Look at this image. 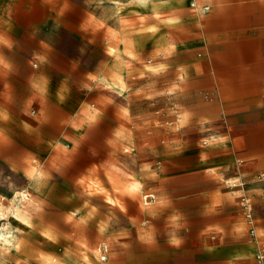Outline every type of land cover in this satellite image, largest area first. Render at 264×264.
Instances as JSON below:
<instances>
[{
    "label": "rangeland",
    "instance_id": "rangeland-1",
    "mask_svg": "<svg viewBox=\"0 0 264 264\" xmlns=\"http://www.w3.org/2000/svg\"><path fill=\"white\" fill-rule=\"evenodd\" d=\"M27 1L66 11L88 0ZM95 1L105 20L78 31L73 15L52 14L46 30L68 53L106 59V87L80 95L65 156L25 158L28 176L0 163V264L38 259L24 247L40 230L52 255L68 249V264H264V49L257 27L243 24L248 3L264 0H231L236 52L197 61L175 48L186 32L173 24L208 4ZM253 19L264 20L257 11ZM102 40L105 52L91 56ZM36 174L43 188L31 189Z\"/></svg>",
    "mask_w": 264,
    "mask_h": 264
},
{
    "label": "crops",
    "instance_id": "crops-1",
    "mask_svg": "<svg viewBox=\"0 0 264 264\" xmlns=\"http://www.w3.org/2000/svg\"><path fill=\"white\" fill-rule=\"evenodd\" d=\"M171 1L176 5L180 2L186 4L187 0ZM99 3L88 0L66 8V11H58L62 7H31L27 0H0V163L6 171L10 168L28 176L29 167L24 164L25 158L55 159L65 156L64 141L78 123L80 95L96 86L106 87V59L99 57L93 65L95 58L90 57L86 61L78 53H68L54 44L46 30L48 15L69 13L73 15L71 19L78 31H84L82 25L94 19H106V5ZM196 3L198 6L208 4L209 9H204L202 14L195 12L189 16L183 15L180 21L173 24L186 32L183 38L175 41V48L190 54L191 61L199 60L206 53L236 52V42L232 41L237 34L230 12L231 0H196ZM151 5L157 8L159 2L153 0ZM248 5L251 14L243 17L244 28L250 25L255 30L257 27L264 49V20L256 25L253 19L256 11L264 19V2L253 1ZM196 14L199 22L194 17ZM248 18H251L250 24L246 21ZM78 31L77 34L82 35ZM222 37L227 40L222 49H212V42L215 45V40ZM82 39L87 46L91 45L88 38ZM103 42L96 46L91 56L105 52L106 44ZM195 53H199V57ZM28 181L31 189L43 188L39 185L38 174L30 175ZM53 183L56 182H48L45 188L51 187ZM22 194L26 195L24 191ZM9 197L14 201L18 194L13 190ZM21 209L16 205L14 211ZM26 239L30 247H24L25 253L40 256L38 259L25 256V264L69 263L68 249L60 248L52 255L54 249L47 244L42 230L28 234ZM249 249L254 253V244ZM41 250H44V254H41ZM85 256L97 261L96 253L89 255L86 252ZM146 263L153 264L149 261Z\"/></svg>",
    "mask_w": 264,
    "mask_h": 264
},
{
    "label": "built area",
    "instance_id": "built-area-1",
    "mask_svg": "<svg viewBox=\"0 0 264 264\" xmlns=\"http://www.w3.org/2000/svg\"><path fill=\"white\" fill-rule=\"evenodd\" d=\"M147 196H150V194H147ZM243 200H244L243 204H244V207H245V211H246V215H247L248 221H249V223L252 224L253 223V218H252V215H251V212H250L249 199L244 198ZM251 229H252V233L255 234V229L253 227ZM101 247H102L101 248V252H102L101 259L104 260V259H106V252L108 251V248L106 246V243H103ZM258 261L260 263H263V261H264V246L261 247V249H260V252L258 254Z\"/></svg>",
    "mask_w": 264,
    "mask_h": 264
}]
</instances>
